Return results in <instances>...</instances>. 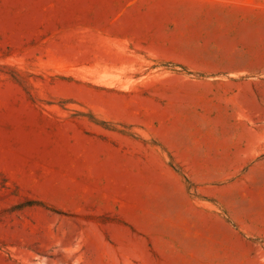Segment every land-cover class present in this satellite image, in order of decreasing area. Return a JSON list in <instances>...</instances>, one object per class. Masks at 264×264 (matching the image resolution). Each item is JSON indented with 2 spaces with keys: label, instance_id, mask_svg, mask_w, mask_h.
I'll list each match as a JSON object with an SVG mask.
<instances>
[{
  "label": "rangeland",
  "instance_id": "1",
  "mask_svg": "<svg viewBox=\"0 0 264 264\" xmlns=\"http://www.w3.org/2000/svg\"><path fill=\"white\" fill-rule=\"evenodd\" d=\"M164 7L0 0V264H253L264 240L225 208L241 195L176 160L203 132L227 148L245 127L223 120L227 101L207 123L157 106L174 74L199 77L162 48ZM256 182L236 216L264 217Z\"/></svg>",
  "mask_w": 264,
  "mask_h": 264
},
{
  "label": "crops",
  "instance_id": "2",
  "mask_svg": "<svg viewBox=\"0 0 264 264\" xmlns=\"http://www.w3.org/2000/svg\"><path fill=\"white\" fill-rule=\"evenodd\" d=\"M159 1L165 3V12L158 24L170 31L168 39L161 40L162 48L177 52L170 57L199 75L184 82V76L176 73V82L162 89L157 106L164 120L216 121L214 108L222 100L227 101L221 106L227 112L223 120L245 127L227 134L229 139L222 138L229 140L227 148L214 140L220 139L218 134L203 132L199 145H188L177 153L176 160L185 171L200 172L196 178L192 175L197 183L228 181L230 194L241 195L240 199L226 198L231 219L243 235L264 240V217L245 219L235 213L264 176V0ZM248 246L256 247L257 252L248 254L247 260L264 264V242Z\"/></svg>",
  "mask_w": 264,
  "mask_h": 264
}]
</instances>
